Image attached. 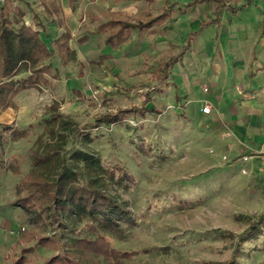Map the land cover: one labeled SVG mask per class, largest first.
<instances>
[{
    "label": "rangeland",
    "instance_id": "374dc122",
    "mask_svg": "<svg viewBox=\"0 0 264 264\" xmlns=\"http://www.w3.org/2000/svg\"><path fill=\"white\" fill-rule=\"evenodd\" d=\"M77 41L71 43L74 52ZM76 55L64 70L55 56L62 70L61 81L45 87V91H31L17 98L16 109L0 117V123L12 125L0 141V264H10L13 253L35 244L34 239L27 244L23 234L55 237L61 245L94 236L91 221L76 214L62 215L64 228L48 222L37 227L11 205L18 180L33 168L29 150L43 154L49 146L57 152V163L65 161L83 178L84 163L71 160L69 155L74 151L91 155L98 166L90 177L130 211L128 223L102 231L116 251L136 252L128 264H222L230 260L235 240L227 233L238 235L247 227L241 216L264 214V196L254 201L243 186L234 185L236 177L214 172L224 167L210 168V149L204 148L198 164L193 163L185 147L176 146V124L165 129V117L158 116V111H148L144 104L143 116L130 112L122 122L109 126L102 122L87 130L89 137L77 134L75 125L58 128L57 136L43 130L52 103L58 102L60 111L82 127L105 111L140 108L145 93H154L158 60L150 59V63L134 65L125 72L114 71V75L107 67L96 70L91 62L86 63L82 73L85 79L81 80ZM114 88L122 92L103 98L102 91ZM262 234L258 240L240 246L239 264H264V228ZM52 253L37 247L28 259L42 263Z\"/></svg>",
    "mask_w": 264,
    "mask_h": 264
},
{
    "label": "crops",
    "instance_id": "0c3cea01",
    "mask_svg": "<svg viewBox=\"0 0 264 264\" xmlns=\"http://www.w3.org/2000/svg\"><path fill=\"white\" fill-rule=\"evenodd\" d=\"M191 1L169 0L176 5L167 20L142 37L133 30L127 42L113 49L104 45L101 34L93 33L104 12L154 17L165 6L164 0H78L73 7L69 0H15L13 5L23 22L34 27L41 23L36 28L47 47L63 31L58 18L72 35L70 48L73 40L87 36L84 43L76 42L81 80L90 62L96 70L125 72L150 59L158 60L159 68L179 56L169 67L166 82L157 86L158 68L153 74L154 93H145L148 111L165 117V129L176 124V146H184L193 163L198 164L204 148L210 149V168L224 167L214 172L236 177L234 185L243 186L252 200L260 201L264 196V0H225L217 17L215 6L207 2L185 8ZM54 5L61 9L58 17L51 10ZM187 43L189 48L181 55ZM73 57L67 66L61 65L63 70ZM61 72L60 68L53 84L61 81ZM31 91L37 90L19 93L15 104ZM203 100L211 106L209 114L200 112Z\"/></svg>",
    "mask_w": 264,
    "mask_h": 264
},
{
    "label": "trees",
    "instance_id": "16d2710c",
    "mask_svg": "<svg viewBox=\"0 0 264 264\" xmlns=\"http://www.w3.org/2000/svg\"><path fill=\"white\" fill-rule=\"evenodd\" d=\"M14 1L7 0L3 4L0 3V115L8 108L16 109L14 99L19 93L27 89L39 91L58 79L60 68L54 61L55 56L59 58L63 67L68 65L70 57L73 56V50L69 46L72 35L62 19L58 18V21L63 31L54 39L50 47H47L40 37V31L37 30L38 26H42L41 23L35 24L34 27L20 20V14L13 5ZM77 1L69 0L72 7ZM164 2L165 6L154 17H123L106 11L103 13L104 20L98 22L93 33L101 34L104 45L112 49L127 42L133 30L138 32L139 37L147 32L152 33L151 29L167 20L176 5V3H170L169 0H164ZM205 2L215 6L214 15L225 4V0H192L186 4L185 8ZM51 10L58 17L61 9L54 5ZM216 17L211 22H215ZM86 40L87 36H84L78 42L84 43ZM188 48L187 43V46L181 49L180 54L182 55ZM177 57H172L160 64L157 76H155L157 86L166 82L169 76L167 71ZM118 92L117 90L115 92L104 91L101 95L107 98ZM148 99L149 97L145 95L144 103L140 108H117L114 113L110 111L100 113L92 124L86 123L82 127L62 113L60 104L55 102L48 107L49 116L44 120L43 130L51 136H57L58 128L65 130L75 125L77 134L87 136L88 129L97 128L102 122L108 126L122 122L130 112H139L143 116L146 110L144 104ZM0 127V141H2V135L10 131L12 125L0 123ZM21 135L26 134L23 132ZM29 156L33 168L18 180L11 205L23 211L29 221L37 227L45 226L48 222L64 228L65 225L61 221L62 215L76 214L91 221L90 230L94 236L79 237L70 244L61 245L55 237L34 233L23 234V239L27 244L31 239L36 242L34 245L22 247L17 253H13L10 264H101V262L128 264L136 252L116 251L102 231L114 229L120 222L128 223L131 213L122 202L114 200L110 194L96 185L94 178L90 177L97 165L95 159L82 151H74L69 155L71 160H80L84 163L86 177L83 178L79 172L70 169L65 161L59 160L57 163L55 160L57 152L51 146L44 149L43 154L31 149ZM51 174H54V177ZM241 218L246 221L247 227L238 235L227 233V236L235 240V244L231 259L223 261L222 264H239L237 257L241 253L240 246L258 240L263 235L264 214L254 218L247 216H241ZM221 235L225 234L221 233ZM37 247L46 248L53 253L42 263H30L28 255ZM62 248L66 251L61 250Z\"/></svg>",
    "mask_w": 264,
    "mask_h": 264
},
{
    "label": "built area",
    "instance_id": "2783aa9c",
    "mask_svg": "<svg viewBox=\"0 0 264 264\" xmlns=\"http://www.w3.org/2000/svg\"><path fill=\"white\" fill-rule=\"evenodd\" d=\"M6 1L7 0H0V3L3 4ZM204 90L207 91L206 88H204ZM200 112L202 114H209L211 112V106L209 105V103H207V101L203 100V106L201 107ZM263 160H264V155H263ZM262 182H263V185H264V170H263V173H262Z\"/></svg>",
    "mask_w": 264,
    "mask_h": 264
}]
</instances>
